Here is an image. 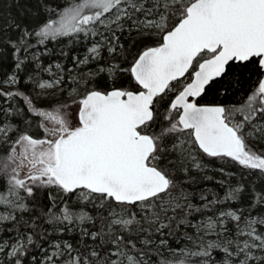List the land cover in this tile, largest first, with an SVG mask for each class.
Here are the masks:
<instances>
[{
  "label": "snow or ice",
  "instance_id": "obj_1",
  "mask_svg": "<svg viewBox=\"0 0 264 264\" xmlns=\"http://www.w3.org/2000/svg\"><path fill=\"white\" fill-rule=\"evenodd\" d=\"M0 264H264V0H0Z\"/></svg>",
  "mask_w": 264,
  "mask_h": 264
},
{
  "label": "trees",
  "instance_id": "obj_2",
  "mask_svg": "<svg viewBox=\"0 0 264 264\" xmlns=\"http://www.w3.org/2000/svg\"><path fill=\"white\" fill-rule=\"evenodd\" d=\"M20 2H21V3H24L25 0H20ZM12 11H13L14 14L16 13V7H15V5L13 6ZM211 163L213 164V167H215V168H217V169L221 166L220 162H218V161H212ZM235 170H236V169H235L234 167L229 166V171H235ZM212 174H213V175H216V176H221V174H220L218 171L215 172V173H212ZM222 178H223V177H222Z\"/></svg>",
  "mask_w": 264,
  "mask_h": 264
}]
</instances>
